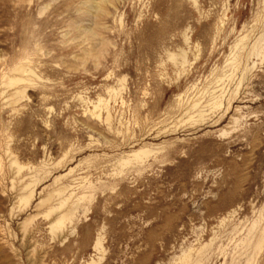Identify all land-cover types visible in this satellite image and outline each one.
Here are the masks:
<instances>
[{
  "label": "rangeland",
  "instance_id": "obj_1",
  "mask_svg": "<svg viewBox=\"0 0 264 264\" xmlns=\"http://www.w3.org/2000/svg\"><path fill=\"white\" fill-rule=\"evenodd\" d=\"M105 6L103 45L78 56L98 42L76 37L82 0H0V264H180L201 246L198 264H264V0ZM20 63L35 75L14 93ZM213 88L222 108L190 118Z\"/></svg>",
  "mask_w": 264,
  "mask_h": 264
},
{
  "label": "bare ground",
  "instance_id": "obj_2",
  "mask_svg": "<svg viewBox=\"0 0 264 264\" xmlns=\"http://www.w3.org/2000/svg\"><path fill=\"white\" fill-rule=\"evenodd\" d=\"M107 3L112 4V0H82V4L85 5V12H87V14H89L91 16V22L89 25L85 26V25H81L80 19L75 20L73 22V24L78 29V35L76 37L84 35L85 37L82 39V41H85L88 38V36L90 35L94 39L98 40V42L86 44L81 49L82 53L78 54V56H81L82 54H88L91 51H94L96 53V52H98L100 45H103L104 38L97 31V27H99L100 25L96 22L95 18H96V14L98 12L105 10V7H106L105 5ZM41 9H45V7H41ZM258 50H262L261 51L262 52L261 59H263L264 58V53H263V51H264V40H263V43L261 45H259ZM181 59H182V62H184L183 56ZM234 69L241 72V69L238 67L234 66ZM12 71L17 73L18 75L17 76L10 75V74L4 75L3 77L5 78L6 83L13 84L14 82H20V84H24L23 87H20V85H18L19 87H17L15 89L14 93H19V92L24 91L26 83H28L31 80V77H33L35 75V73L32 71V69L27 67L23 63H20L17 66H15L12 69ZM243 75L244 74H242L240 76V78L238 79V84H240L243 80H245V77ZM219 81H222L221 77L218 78L215 82H219ZM33 84H34V82H33ZM27 86L29 87V84ZM208 94H209L208 97L204 100V104H202V102L200 101L201 97H197V98L192 100L191 109L193 110L192 111L193 114H191L189 116L190 118L194 119L195 121H201L207 115V113H206L207 111H215V110H220L222 108V106L224 104V91L217 93L216 88H213V90H211ZM224 107H225V105H224ZM91 113H92V111H91ZM233 120H235V119L233 118ZM148 152H150V150H148L147 148L135 149L130 154H128L127 157L121 158L119 160V162L121 164L128 163L131 160H133L135 162H142L145 159V157L147 156ZM34 187H35L34 181L28 182V183L23 185L22 189H23V191H25V193L27 195L26 201H28L29 198L32 196V192L34 190ZM65 189H66V187H59L55 190V192L57 194H61L62 192H64ZM88 196H90V195L82 192L78 195L76 200L69 205H67V202H69V200H70V194H69V196L61 198V200L58 201L57 206H55L54 208H56V209L64 208V209H62V211L57 216V218H55V220L52 222L51 226L52 227L60 226V225L64 224L65 222L72 224L73 218L75 217V212H76V209L78 207V204L81 203L82 201L89 200L90 197L88 198ZM83 208H85V206ZM52 219H54V218H52ZM202 248H203V246H201L196 251L194 258L191 257L190 249H188L187 252L183 251L182 254L178 258L179 263L180 264H198V262L200 261Z\"/></svg>",
  "mask_w": 264,
  "mask_h": 264
}]
</instances>
